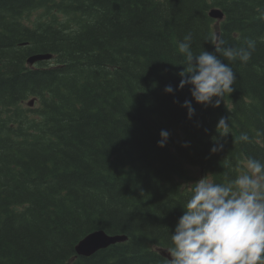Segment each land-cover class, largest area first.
<instances>
[{
    "label": "trees",
    "instance_id": "trees-1",
    "mask_svg": "<svg viewBox=\"0 0 264 264\" xmlns=\"http://www.w3.org/2000/svg\"><path fill=\"white\" fill-rule=\"evenodd\" d=\"M189 33L197 55L256 41L246 64L220 57L236 82L219 107L177 90ZM248 157L264 162V0H0V264H165L191 169L227 183ZM98 230L127 240L78 256Z\"/></svg>",
    "mask_w": 264,
    "mask_h": 264
},
{
    "label": "clouds",
    "instance_id": "clouds-1",
    "mask_svg": "<svg viewBox=\"0 0 264 264\" xmlns=\"http://www.w3.org/2000/svg\"><path fill=\"white\" fill-rule=\"evenodd\" d=\"M192 39L189 33L178 41L183 67L177 90L190 86L195 103L219 107L236 82V73L220 57L246 64L256 41L249 38L239 48L225 47V40L217 35L211 38L214 50L203 49L197 55L192 51ZM164 92L173 93V87L167 85ZM181 107L191 119L195 112L191 102L185 100ZM215 131L218 137H213L216 143L210 154L223 149L220 140L230 134L229 117H221ZM169 135L161 130L157 146L164 147ZM249 140L246 132L237 137V142ZM245 168L227 183H216L206 176L195 182L170 234L165 264H264V162L248 157Z\"/></svg>",
    "mask_w": 264,
    "mask_h": 264
},
{
    "label": "water",
    "instance_id": "water-1",
    "mask_svg": "<svg viewBox=\"0 0 264 264\" xmlns=\"http://www.w3.org/2000/svg\"><path fill=\"white\" fill-rule=\"evenodd\" d=\"M209 16L212 19L221 21L223 19V13L220 9H211ZM51 55H40L36 54L27 59L29 65H33L37 61L48 60ZM32 105V102H30ZM127 237L125 235H108L104 231H94L83 237L78 244L75 246V252L81 257H90L94 253L104 250L109 246L115 245L117 243L125 242Z\"/></svg>",
    "mask_w": 264,
    "mask_h": 264
},
{
    "label": "rangeland",
    "instance_id": "rangeland-1",
    "mask_svg": "<svg viewBox=\"0 0 264 264\" xmlns=\"http://www.w3.org/2000/svg\"><path fill=\"white\" fill-rule=\"evenodd\" d=\"M193 176L196 178L195 182L199 180L201 177L200 171L198 169H191ZM191 183V182H190Z\"/></svg>",
    "mask_w": 264,
    "mask_h": 264
}]
</instances>
